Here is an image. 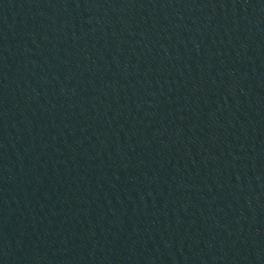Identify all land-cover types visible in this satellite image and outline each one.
I'll return each instance as SVG.
<instances>
[{
  "label": "water",
  "instance_id": "obj_1",
  "mask_svg": "<svg viewBox=\"0 0 264 264\" xmlns=\"http://www.w3.org/2000/svg\"><path fill=\"white\" fill-rule=\"evenodd\" d=\"M38 0H0V65Z\"/></svg>",
  "mask_w": 264,
  "mask_h": 264
}]
</instances>
